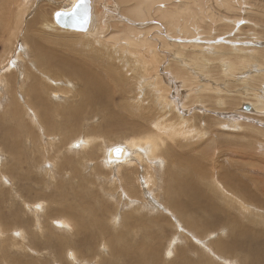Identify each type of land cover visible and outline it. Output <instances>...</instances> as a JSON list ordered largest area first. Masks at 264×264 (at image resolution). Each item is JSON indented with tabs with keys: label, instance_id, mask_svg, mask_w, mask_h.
I'll use <instances>...</instances> for the list:
<instances>
[{
	"label": "rangeland",
	"instance_id": "1",
	"mask_svg": "<svg viewBox=\"0 0 264 264\" xmlns=\"http://www.w3.org/2000/svg\"><path fill=\"white\" fill-rule=\"evenodd\" d=\"M95 1L98 17L95 22L98 27L93 30L86 21L74 26L58 25L56 15L61 9L71 5L72 0H28L22 5L24 12L20 22L17 0H0V80L3 84H0V264H3L4 254L13 255L15 252L25 251L21 245L22 238L16 236L14 230H25L29 238L31 232L39 231L36 235L39 241H43L44 236H49L55 244L59 235L66 236L54 222L66 213L58 210L65 202L73 204L70 207L79 212L77 217L86 224L87 230L76 232L74 229L71 236L67 235L69 237L66 236V240L69 242L66 241V245H69L59 249L64 251L60 257L55 245L50 249L27 251V257L33 258L35 264H106V259L127 264L122 258L113 256L110 246L112 235L117 237V240H112L118 242V245H132L142 232L151 234V245L158 244L159 258L162 261H173L172 258L178 255L177 250L185 249L196 261L207 258L214 264H228L223 258H230L235 260V264H248L242 259L243 253L235 252L234 256L238 254V258H234L229 254L221 255L212 246V242L218 239L231 238V234L220 232L221 227L212 229L211 226L207 228L208 231H200L180 220L181 214L170 205L167 198L168 169H171L168 159L174 158L182 162L177 169L179 172L181 167L185 169L190 160H194L199 171L200 186L207 197L212 199L214 196L212 200L228 211L231 218L244 222L252 229H264V108L259 109L253 103L256 102L255 94L264 100V76L260 75L264 73V0ZM78 9L79 13L83 10L82 7ZM34 19L33 30L27 31L28 21ZM60 26L66 30H61ZM10 32L16 37L9 49H6L7 40H12L13 37ZM29 35L31 39L27 42L38 40V44L31 48V56L28 52L30 64L34 63L36 68L35 62L43 61L45 66L39 70L32 67L31 71L35 74L27 79L26 75H22L24 82L26 81L23 86L19 72L28 66H21L27 62V50L22 43L25 36ZM55 47L57 55H54ZM19 51L24 60L17 59L19 65L10 66ZM65 56L81 59L91 66L89 69L94 68L98 74L100 72V77L104 76L101 78L110 89L108 96L111 97V109L142 122V129L136 133L129 127L115 128L103 119L105 114L100 113L101 110H93L76 125L72 122L64 124L62 115L50 110L53 115L50 123L54 129L45 124L37 114L40 108L30 104L26 89L29 90L30 85L36 81L41 85H48L45 86L46 94L51 91L48 89L50 86L60 90L57 97L51 98L48 95L51 105L67 107L79 104L82 84L55 63L59 57L65 59ZM241 56H250L246 57L250 60L242 64ZM228 60L234 64L230 69L225 66L228 65ZM50 62L52 65L46 68V63ZM8 66L14 74L7 76L10 73L6 69ZM16 79L18 84L15 85ZM6 80L9 87L5 85ZM63 97L66 98L62 99ZM157 116L174 126L177 134L174 133L173 138H167L170 150H173H169L168 154L161 150L165 157V162L162 161L163 158L161 160L164 174H160V177L157 175L158 180L153 179L149 185L144 183V175L153 174L146 171L153 160L142 152L144 155L139 156L142 161H137L141 152L139 147L130 148L127 154V158L132 159V164L135 162L138 168L135 163L130 164L131 166H119L121 163L117 161H112V164L108 161L104 163L108 147L144 135V132L146 134L153 128L149 122L157 119ZM94 124L98 130L96 134H101L102 139L94 142L98 145L79 150L82 136L91 135L94 131L91 126ZM33 140L34 147L38 146L35 149L31 148ZM16 141L21 143L23 154L17 149H10L8 142L14 145ZM75 142L79 143L75 145ZM64 159L77 165L80 172H68V176L64 175L67 188L60 200L54 195L58 190L56 184L61 181L59 177L63 175L55 177V174H51L52 178L45 167L38 170V165L50 162L59 166ZM33 163L35 167L32 166ZM82 163L88 166L81 168ZM158 163L159 161L155 165ZM152 169L155 171L154 165ZM26 173H31L33 178L25 179ZM129 174L132 176V184H127L132 190H136L133 192L135 194H129L126 189ZM37 176H40L38 181L34 179ZM135 176L140 178L136 179ZM226 178L230 181H226ZM40 202H44L43 208L38 210L37 203ZM41 212L42 224L41 230H38L33 216ZM187 214H193L197 219L209 218L208 214L197 216L192 211ZM15 217L23 218L24 222L14 223ZM74 226L75 223L72 227ZM104 228L106 232L102 234ZM90 231L101 233L89 241L90 233L92 236ZM123 234H126L128 240H124ZM83 238L88 241L79 245ZM172 239L176 240V249L167 256V248ZM205 246L211 250H206ZM79 257L83 258L82 261ZM48 259H51L50 262Z\"/></svg>",
	"mask_w": 264,
	"mask_h": 264
},
{
	"label": "bare ground",
	"instance_id": "2",
	"mask_svg": "<svg viewBox=\"0 0 264 264\" xmlns=\"http://www.w3.org/2000/svg\"><path fill=\"white\" fill-rule=\"evenodd\" d=\"M28 0H17L18 4H17V14H18V20L19 22L22 20L23 18V12H24V7L22 5H25V3ZM12 2V1H11ZM112 2V1H111ZM10 3V2H9ZM24 3V4H23ZM113 3V2H112ZM15 4V3H13ZM96 1L95 0H72L71 5H69L68 7H65L63 9H61L58 14L56 15L57 17V22L58 25L61 26H74L77 25L81 22L86 21L87 25L89 26V28L95 30L97 26V22H95V19L98 20L97 17V10H96ZM111 4V3H110ZM9 5V4H8ZM99 7V4H97ZM12 6V5H11ZM7 7V6H6ZM13 7V6H12ZM83 8L82 12L80 10L81 13H79V9L78 8ZM15 8V7H14ZM70 8H72V10H69ZM66 9V11H65ZM11 10V9H10ZM56 11H58L56 9ZM9 13V12H8ZM51 15V14H50ZM53 15V14H52ZM99 15V13H98ZM7 16V15H6ZM47 17V16H46ZM178 18V17H177ZM49 19V18H48ZM35 20L32 21H28L29 23H27V31L29 30H33V27L35 25ZM101 20V19H100ZM108 20V19H107ZM45 21V20H44ZM50 21V20H49ZM52 22V21H51ZM57 25V24H56ZM60 26L61 30H66V28H63ZM101 26V25H100ZM10 27V25L8 26ZM45 27V26H44ZM49 28V27H48ZM53 28V27H51ZM11 29V28H10ZM22 29V28H21ZM100 29V28H99ZM39 30V29H38ZM50 30V29H49ZM18 31V30H17ZM69 31V30H68ZM72 31V30H71ZM16 32V31H15ZM45 32V31H44ZM8 33V32H7ZM12 35L14 34L13 32H10ZM89 34H87L88 36ZM92 35V34H91ZM84 36V35H83ZM96 36V35H95ZM7 37V36H6ZM16 36L13 35L12 40H7V44H6V49H9L10 45H12V43L14 42L13 39H15ZM91 37V36H90ZM102 36H100L101 38ZM97 38V37H95ZM31 39L30 35L29 36H25V40H23V47L27 50L26 53V59L27 62H25V65L21 66H28L27 69H23L19 72L21 75L20 77H22L21 81H23L22 85L24 86L26 84V81L24 82L25 78L22 75H26V79L28 76H31L32 74H35L34 72H32L31 70L33 68H35V64H30V60L28 59V55L30 54L31 56V48L33 49V47H35L38 44V40H32L31 42H29ZM98 39V38H97ZM27 40H29L27 42ZM145 41V40H144ZM45 44V43H44ZM65 44V43H64ZM39 46V45H38ZM209 47V46H208ZM56 48V47H55ZM54 55H57V48ZM69 48V47H68ZM23 49V48H22ZM59 49V48H58ZM17 51V50H16ZM40 51V50H39ZM143 51V50H142ZM242 51V50H240ZM29 52V54H28ZM48 52V51H47ZM218 52V51H217ZM254 52V51H252ZM52 53V52H51ZM132 53V52H131ZM40 54V53H38ZM62 54V53H61ZM142 54V53H141ZM209 54V53H208ZM235 54V53H234ZM246 54V53H245ZM253 54V53H251ZM41 55V54H40ZM84 55V54H83ZM143 55V54H142ZM214 55V54H212ZM33 56V55H32ZM60 56V55H59ZM235 56V55H234ZM64 57V56H61ZM61 57L58 58V60L55 62L58 65H60L61 67H63V69L66 70L67 73H69L73 78L77 79L78 82H80L82 84V88H81V92H80V102L79 104H75V105H68L67 107H62V106H53V104L51 105L50 103V98L48 97V95L51 97L54 96L57 97L59 96V89L54 88L52 86L48 87L49 90H51L50 92L48 91L46 94V87L48 85H41L40 83L34 81L31 85L29 90H27V94L29 95V99H30V104L32 106H36V108H40L38 109L39 112H37V114L39 113L42 121L47 124L51 129L54 127H52L51 125V112L52 111H58L60 115H62L63 119V123L64 124H77V122L81 119L84 118L85 116H89L88 114L92 113L93 110H101L100 113L105 114V116H103L106 121H109L111 123V126L115 127V128H119V129H123L125 127H129L130 129H132L134 132L136 131H140L142 129V122L140 123L137 120H133L132 118L130 119L129 117L125 116L122 113L119 112H115L114 110L111 109L112 104L111 102V97L108 96L109 94V90L108 87H106L105 82L102 80V78L104 77H100V72L99 74L96 72V70H94V68H90V65L86 64L84 61H82L81 59H76L75 57H66L65 59H61ZM87 57V56H86ZM93 57V56H91ZM239 57V56H236ZM235 57V58H236ZM246 57H250V56H241V62L242 64H245L247 58ZM32 58V57H31ZM57 58V57H56ZM17 59H23L24 60V56L21 55V52L19 51L18 55L15 58V61L12 62L11 65H14L13 67L18 66L19 64L17 63ZM89 59V58H88ZM224 59V58H223ZM87 60V59H86ZM91 60V59H90ZM100 60V59H99ZM98 60V61H99ZM250 60V59H248ZM247 60V61H248ZM8 61V60H7ZM20 61V60H19ZM29 61V62H28ZM34 61V60H33ZM32 61V62H33ZM89 61V60H88ZM97 60H95L96 62ZM94 62V61H92ZM91 62V63H92ZM100 62V61H99ZM251 62V61H250ZM11 63V62H10ZM15 63V64H13ZM24 64V62H22ZM36 68H38V70L41 68L43 69V67L45 66V63L43 61H36ZM106 63V62H105ZM247 63V62H246ZM104 64V63H103ZM228 66L229 69L231 67H233V63L228 60ZM52 65V62H50V64L46 63V68H49ZM96 65V64H95ZM253 65V64H252ZM8 66L6 69L10 70L9 74H14L12 68ZM20 66V67H21ZM98 66V65H97ZM244 66V65H243ZM33 67V68H32ZM95 67V66H93ZM102 67V66H101ZM99 68V67H96ZM103 68V67H102ZM59 69V68H58ZM106 69V68H104ZM99 70V69H97ZM50 71V70H49ZM64 73V72H63ZM257 75V74H256ZM262 76H264V73L260 74ZM6 76V77H7ZM17 76V75H16ZM19 77V76H18ZM50 77V76H49ZM47 78V77H46ZM52 78V77H51ZM57 80V79H56ZM106 80V79H105ZM1 81V80H0ZM108 82V81H107ZM2 84V81L1 83ZM18 84L17 83V79L15 81V85ZM6 87H9V84L6 80ZM20 85V84H19ZM21 85V86H22ZM1 86V85H0ZM3 86V84H2ZM109 86V85H107ZM207 86V85H206ZM7 91V89H6ZM167 91V90H166ZM2 92V91H1ZM66 92V91H65ZM165 94V93H164ZM256 95V102H253L254 104H257V108H264V100L260 99L258 97L257 94ZM7 96V95H6ZM10 96V95H9ZM8 97V96H7ZM253 97V96H252ZM52 98V97H51ZM66 98V97H65ZM64 97L62 99H65ZM69 98V97H68ZM67 98V99H68ZM9 99V98H8ZM50 99V100H49ZM28 100V99H27ZM55 100V99H54ZM64 101V100H63ZM69 101V99L67 100ZM72 101V100H71ZM143 101V100H142ZM156 103V102H155ZM256 106V105H255ZM34 110V109H33ZM37 111V110H36ZM117 111V110H116ZM99 113V114H100ZM53 116V115H52ZM161 117V116H160ZM35 118V117H34ZM32 118V119H34ZM157 119H153L152 123L153 128L151 130H148L147 133L138 137H134V138H130L129 140H126L124 142H121L122 144H115L113 146H106L108 147V149L106 150V161L104 160V163L108 162H112V161H117V163H121L119 166H126V165H134V163L132 164V159H128L127 158V154L129 153V149H135V147H139L141 149H139V155L137 158V161L141 159V155L144 153L145 156L153 161H151V164L149 163V165L147 166L146 171H149V173H153V174H147L144 175L143 177L145 178L144 183L147 182V185H149L150 183H152V180L155 181L156 179L158 180V178L160 177V174H164L163 169H162V165H161V160L163 158V162H165L163 157V154L161 153V150H163L165 153H169L170 147L167 143V138H173L175 136V130L173 128H175L174 126H172L171 124L166 123L165 121L161 120L158 118V116L156 117ZM55 119V118H54ZM140 119V118H139ZM152 119V118H151ZM164 119V117H163ZM72 122V123H71ZM62 123V124H63ZM146 124L148 125V123L146 122ZM151 125V124H150ZM39 126V125H38ZM40 127V126H39ZM91 128L94 130L92 131L93 133L89 136H82V145L79 148V150H81V148H88L90 146H93L94 144L98 143H94L96 142L98 139H102L101 134H96L98 131L97 130V125H92ZM126 128V129H129ZM48 129V128H47ZM148 128L146 127L145 130H147ZM144 131V130H143ZM198 132V131H197ZM48 133V132H47ZM137 133V132H136ZM139 133V132H138ZM175 133V134H174ZM50 134V133H48ZM139 135V134H138ZM177 135V134H176ZM75 138V137H74ZM51 140V139H50ZM78 140V139H77ZM43 141V140H42ZM80 141V140H79ZM121 141V140H120ZM49 141H47L48 143ZM79 142H75V145H77ZM101 143V142H100ZM107 143V142H106ZM119 143V142H118ZM167 143V144H166ZM9 144L10 149L14 150H18L20 154H23L22 150H21V143L19 141H16V144ZM35 141L33 140L31 143V148L35 147L37 148L38 146L36 145L34 147ZM20 145V147H19ZM104 145V143H103ZM107 145V144H106ZM109 145V144H108ZM100 146V145H99ZM115 146H122L124 148V152L122 154L123 158L120 157L118 159L113 158L111 155V149L114 148ZM164 146H167L166 148ZM103 148V147H102ZM78 149V148H77ZM74 150V151H77ZM89 149V148H88ZM106 149V148H104ZM104 149H102L104 151ZM130 149V150H131ZM47 150V148H46ZM85 150V149H84ZM83 150V151H84ZM94 150V149H93ZM137 150V149H136ZM134 150V151H136ZM173 150V149H171ZM170 150V151H171ZM86 151V150H85ZM84 151V152H85ZM133 151V152H134ZM91 152V151H90ZM96 152V151H95ZM132 152V151H131ZM143 152V153H142ZM93 153V152H92ZM135 153V155H136ZM91 154V153H89ZM103 154V153H102ZM132 153H130L131 155ZM134 154V153H133ZM143 154V155H144ZM174 154V152H173ZM46 153H44V157H45ZM85 155V154H84ZM129 155V157H131ZM136 155V156H137ZM87 157H90V155L86 154ZM139 156L140 159H139ZM168 156V155H167ZM96 157V156H95ZM144 157V156H143ZM84 158V157H83ZM91 158V157H90ZM99 158V157H97ZM101 158V157H100ZM46 159V158H45ZM104 159V157H103ZM101 159V160H103ZM136 159V157L134 158ZM87 160V159H86ZM93 160V159H91ZM146 160V159H145ZM167 160V159H166ZM169 164L171 165V169L169 167L168 172H169V183H168V196L167 198H169L170 201V205H172L173 207H175L178 212L181 214L182 218H180V220L184 223H187L188 225L192 226L195 229L198 230H207L208 231V227L213 226L212 229H215L217 227V229H219V227H221L220 232H224V233H229L231 234V238L229 239H218L214 242H212V246L221 254H229L232 257H237V255L234 256V253L236 252H240L243 253L242 254V259L246 260L248 262V264H262V261H264V229H259V230H255L252 229L251 227H249L247 224H245L244 222H240L238 219L236 218H231L228 211H225L224 208L221 205H217L216 201H213L210 197H207L206 194L204 193V191L202 190L201 186H200V181H199V171L198 169L195 167V164L192 160H190V163L188 164V167H186L185 169H183V167L180 168V172L177 170L182 162H178L177 160H174V158H169ZM167 160V161H168ZM159 161L158 164L155 165V163H157ZM41 162V160H40ZM73 162V161H72ZM92 162V161H91ZM96 162V161H95ZM44 164H40L38 165V170H40L41 168L45 167L44 169H46L49 172V175L54 178L51 174H55V177H57L58 175H63L60 176L59 178H61V181H59L56 185L57 187V192L54 195V197L57 199V197L62 200L64 195H65V190L67 188L66 182L64 181V177L68 176L69 173H79L80 169L77 167V165H74V163L70 164V161L68 159H64L63 162L59 163L58 165H54L53 163L50 162H43ZM99 163V161L97 162ZM103 163V164H104ZM109 163V164H110ZM115 163V162H113ZM117 163L115 165H117ZM197 163V161H196ZM48 164V167L46 166ZM86 164H89L88 162ZM85 166L83 165L84 168L88 165ZM92 164V163H91ZM101 164V165H103ZM108 164V165H109ZM112 164V163H111ZM110 164V165H111ZM168 164V163H166ZM42 165V166H41ZM107 165V166H108ZM130 165V166H131ZM147 165V164H146ZM154 165L155 171H153L152 167ZM168 165V166H170ZM33 167H35L34 163L32 165ZM58 166V167H56ZM90 166V165H89ZM105 166V164H104ZM106 166V167H107ZM118 166V165H117ZM116 166V168H117ZM129 166V167H130ZM138 166V165H137ZM136 163H135V167ZM142 166V165H141ZM101 167V166H99ZM113 167V166H110ZM115 167V166H114ZM146 167V166H145ZM150 167V168H149ZM157 167V168H156ZM28 168L30 169V167L28 166ZM40 168V169H39ZM88 168V167H87ZM87 168H85V170H87ZM96 168V167H95ZM105 168V167H104ZM128 168V167H127ZM138 168V167H137ZM13 169V168H11ZM112 170V168H110ZM118 169H121V167H118ZM117 169V170H118ZM125 169V168H124ZM152 169V170H151ZM37 170V169H36ZM103 170V169H102ZM134 170V169H133ZM144 170V168H143ZM201 170V169H200ZM203 170V169H202ZM201 170V171H202ZM93 171V170H92ZM132 171V170H131ZM119 172V170H118ZM143 172V171H142ZM25 173V172H24ZM94 173V171H93ZM133 173V172H132ZM202 173V172H201ZM117 174V173H116ZM123 174V172H122ZM126 174V173H125ZM137 174V173H136ZM65 175V176H64ZM159 177H158V176ZM28 176V177H27ZM120 176V175H119ZM16 177V176H15ZM20 177V176H19ZM25 179H29V178H33L31 176V173H26L24 175ZM40 176L35 177L34 179H36V181H38L37 178H39ZM126 177V176H125ZM124 177V178H125ZM129 179L126 182V189L128 191L129 194H135L133 193L136 190H132L130 185L127 183H131L132 181V176L129 174ZM127 177V178H128ZM136 179H139L140 176H135ZM139 177V178H138ZM226 177V176H225ZM7 178V177H6ZM69 178V177H67ZM102 178V177H101ZM123 178V179H124ZM134 178V177H133ZM143 178V179H144ZM116 179V178H115ZM123 179L121 181H123ZM161 179V178H160ZM159 179V181L161 182V180ZM70 180V178H69ZM68 180V181H69ZM102 180V179H100ZM127 180V179H125ZM224 180V179H223ZM226 181H230L228 178L225 179ZM67 181V180H66ZM158 181V182H159ZM103 182V181H102ZM125 182V181H124ZM138 182V181H137ZM136 182V185H137ZM141 182V181H140ZM159 182V183H160ZM105 183V182H104ZM103 183V184H104ZM123 183V182H122ZM135 183V181H134ZM133 183V184H134ZM149 183V184H148ZM158 183V184H159ZM53 184V183H52ZM132 184V183H131ZM51 185V184H49ZM122 185V184H121ZM135 185V186H136ZM154 185V184H153ZM157 185V184H156ZM161 185V183H160ZM163 185V184H162ZM216 185V184H215ZM124 186V185H123ZM133 186V185H132ZM48 187V186H47ZM120 187V186H119ZM148 187V186H147ZM152 187V186H151ZM212 187V186H211ZM214 187V185H213ZM221 187V185H220ZM228 187V186H226ZM141 189V188H140ZM143 189V188H142ZM56 190V189H55ZM138 190V189H137ZM211 190V189H210ZM231 190V189H229ZM142 191V190H141ZM207 191V190H206ZM221 191V190H220ZM84 192V191H83ZM151 193V191H149ZM226 192V191H224ZM52 193V192H51ZM127 193V192H126ZM231 193V192H230ZM93 194V193H92ZM107 194V193H106ZM122 194V193H121ZM217 194V193H216ZM220 194V193H219ZM44 195V194H42ZM76 195H79L78 192H76ZM109 195V193H108ZM112 195V194H111ZM212 195V194H211ZM244 195V194H243ZM259 195V194H258ZM45 196V195H44ZM47 196V195H46ZM51 196V195H50ZM120 196V195H119ZM223 196V195H222ZM105 197V196H104ZM110 197V196H109ZM219 197V196H218ZM234 197V196H233ZM116 198V197H115ZM121 198V197H120ZM52 200V199H51ZM112 200H114V198H112ZM158 200V199H157ZM168 200V199H167ZM43 201V200H42ZM227 201V200H226ZM65 201H63L64 203ZM117 202H120L117 200ZM130 202V201H129ZM141 202V201H140ZM139 202V203H140ZM241 202V201H240ZM44 203V202H43ZM43 203H37V208L38 210H41L43 208ZM63 204L62 207H59V211L63 212L65 214H67V216H64L65 214H61L62 216H59L60 218L57 219L55 222L56 227L58 228V230L63 231V233L67 234V235H72L73 234V230L76 229L77 231H83V230H87L86 228V224L82 222V220L77 217V214H79V212L77 210L72 209L70 206H72L73 204L67 203ZM131 203V202H130ZM161 203V202H160ZM225 203V202H224ZM230 203V202H229ZM121 204V202H120ZM129 204V203H128ZM228 204V203H227ZM238 204V203H237ZM62 205V204H61ZM143 205V204H142ZM255 205V204H254ZM253 205V206H254ZM163 206V205H162ZM171 206V207H172ZM241 206V205H240ZM244 206V205H243ZM125 207V206H124ZM130 207V206H129ZM80 208V207H79ZM83 208V207H81ZM93 209V208H92ZM146 209V208H145ZM148 209V208H147ZM83 210V209H82ZM168 210V209H167ZM244 210V209H243ZM247 210V209H246ZM49 211V210H48ZM189 211H192L194 213L197 214V216H200V214H208L209 218L203 217L201 219H197L196 216L189 215L187 214ZM239 211V210H238ZM248 211V210H247ZM11 212V210H10ZM78 212V213H77ZM245 212V211H244ZM191 213V212H190ZM135 215V214H134ZM179 215V214H178ZM250 215V214H249ZM7 216V215H6ZM87 216V215H86ZM242 216V215H241ZM262 216V215H261ZM8 217V216H7ZM35 218V226L36 229L41 230V218H42V212L41 213H37L33 216ZM44 217V216H43ZM82 217H85L82 215ZM217 217V218H216ZM220 217V218H219ZM257 217V216H256ZM9 218V217H8ZM87 218V217H85ZM84 218V219H85ZM219 218V219H218ZM261 218V217H260ZM263 218V217H262ZM254 219V218H253ZM115 220V219H114ZM252 220V219H251ZM257 220V218H256ZM260 220V219H259ZM10 221V220H9ZM23 218H17L15 217V219L13 220L14 223L16 222H22ZM44 221V220H43ZM51 221V220H50ZM218 221V222H217ZM4 222V221H3ZM24 222V221H23ZM52 222V221H51ZM53 222V223H54ZM252 222V221H251ZM75 223L74 228L72 227ZM257 223V222H256ZM255 223V224H256ZM98 224V223H97ZM141 224L145 225L143 222H141ZM250 224V223H249ZM258 224H260L258 222ZM257 224V225H258ZM120 225V224H119ZM181 225V224H180ZM254 225V224H253ZM115 226V224H114ZM146 226V225H145ZM144 226V227H145ZM255 226V225H254ZM143 227V226H142ZM148 227V226H146ZM260 227V226H259ZM103 228V227H102ZM187 228V227H186ZM2 229V228H1ZM0 229V230H1ZM20 229V228H17ZM98 229H100V227H98ZM184 229V227H183ZM53 230V229H52ZM54 230H57L56 228H54ZM149 230V229H148ZM147 230V231H148ZM188 230V229H187ZM189 231V230H188ZM192 231V230H191ZM15 235L16 236H20L22 238L21 241V245L22 248L25 249V251L21 252V253H13V255H3V264H35V260L33 258H29L27 257V251L30 252H36V251H40V250H44V249H50L52 247H54L55 245V249L58 252V256L60 257V254H62L64 251L59 250L64 248V246L66 245V241L68 240L66 238V236H62L59 235L57 237L56 240V244L53 243L52 238L51 237H47L44 236L43 241H39L37 239V236L39 234V231L36 232H31V236L29 238V236L25 233V230L20 229V230H14ZM55 232V231H53ZM75 232V235H76ZM92 232V231H90ZM105 228L102 230V234H105ZM211 232V231H210ZM89 233V232H88ZM101 233V232H100ZM100 233H94L92 232V236L90 233V239L94 240L93 238L100 234ZM181 233V232H180ZM189 233V232H188ZM209 233V232H208ZM80 234V233H79ZM194 234V233H192ZM14 235V236H15ZM43 235V234H42ZM123 238L124 240H128L126 234H123ZM189 235V234H188ZM54 236V235H53ZM151 234L148 235L147 232H142V234H140L137 238L134 239V242H132V245H125L122 244L121 246L118 245V242H114L115 239L117 240V237L115 235H112V239H114V241L111 239L110 240V246H111V250H112V254L114 257H120L123 260H125V262L127 264H214L212 263V261L207 260V258H203L201 260L196 261L195 259H193L191 257V253H187L185 251V249H179L177 250L178 255L176 253V258H172L173 261H162L159 257H160V247H158V244H150V237ZM158 236V235H157ZM184 236V235H183ZM182 236V237H183ZM209 236V235H208ZM69 237V236H67ZM129 237V236H128ZM179 237V236H176ZM197 237V236H195ZM210 237V236H209ZM81 238V237H80ZM104 238V237H103ZM131 238V237H130ZM185 238V237H183ZM205 238V237H204ZM67 239V240H66ZM99 239V238H98ZM199 239V238H198ZM79 240V239H78ZM173 240V239H172ZM200 240H202V238H200ZM88 239L83 238L80 240L79 245H83L85 242H87ZM100 241V240H99ZM175 241L173 240L170 242V246L167 251V256L168 253H174L175 249H176V245H175ZM206 241V239H205ZM69 241H67L68 243ZM193 242V241H192ZM202 242V241H201ZM208 242V239H207ZM206 243V242H205ZM121 244V242H120ZM204 244V243H203ZM12 245V244H11ZM69 244H67L66 246L68 247ZM76 245V244H74ZM92 245V244H90ZM71 246V244H70ZM204 246V245H203ZM206 246H209V244ZM205 246V248H206ZM191 247V246H190ZM78 249V248H77ZM94 249V248H93ZM208 249L211 250L210 248H206V250ZM187 251H189L190 249H186ZM202 250V249H201ZM8 251V248L6 249V252ZM191 251V250H190ZM51 252V250H50ZM203 252V251H202ZM38 253V252H37ZM40 253V252H39ZM38 253V254H39ZM54 253V251H53ZM69 253V252H68ZM214 253V252H213ZM217 253V252H216ZM25 254V255H24ZM72 253V256H75V254ZM2 255V254H1ZM56 255V253L54 254ZM66 255V254H65ZM102 255V254H101ZM172 255V256H174ZM90 257V256H89ZM100 257V256H99ZM220 257V256H219ZM51 258V256H50ZM80 261H82V257H79ZM104 258V257H103ZM102 258V259H103ZM238 258V257H237ZM54 259V258H52ZM60 260V258H58ZM75 259H77L75 257ZM88 259V258H87ZM92 259V258H90ZM106 259V258H104ZM168 259V258H167ZM222 259V258H221ZM220 259V260H221ZM225 259L228 264H235V260L230 258H223ZM49 260V259H48ZM51 260V259H50ZM49 260V262H50ZM239 260V259H238ZM62 262V261H60ZM89 262V261H88ZM91 262V261H90ZM106 264H118L116 262H114V260H105ZM244 262V261H243ZM70 263V262H69ZM93 263V262H92ZM225 263V262H224ZM245 263V262H244ZM50 264V263H48ZM68 264V263H66ZM237 264V263H236ZM246 264V263H245ZM264 264V263H263Z\"/></svg>",
	"mask_w": 264,
	"mask_h": 264
},
{
	"label": "water",
	"instance_id": "3",
	"mask_svg": "<svg viewBox=\"0 0 264 264\" xmlns=\"http://www.w3.org/2000/svg\"><path fill=\"white\" fill-rule=\"evenodd\" d=\"M55 20H57L56 17H55ZM117 149H119L121 151L118 153ZM123 152H124V148L122 146H115L114 148L111 149L112 157H122Z\"/></svg>",
	"mask_w": 264,
	"mask_h": 264
},
{
	"label": "snow or ice",
	"instance_id": "4",
	"mask_svg": "<svg viewBox=\"0 0 264 264\" xmlns=\"http://www.w3.org/2000/svg\"><path fill=\"white\" fill-rule=\"evenodd\" d=\"M121 150L117 149V152L119 153ZM169 255H171V252L169 253Z\"/></svg>",
	"mask_w": 264,
	"mask_h": 264
}]
</instances>
